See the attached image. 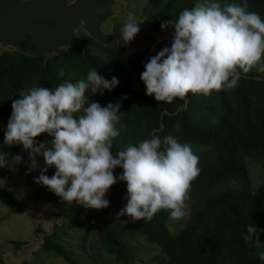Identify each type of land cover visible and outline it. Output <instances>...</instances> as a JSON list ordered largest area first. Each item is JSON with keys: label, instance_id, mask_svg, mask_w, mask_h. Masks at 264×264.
Segmentation results:
<instances>
[{"label": "trees", "instance_id": "trees-1", "mask_svg": "<svg viewBox=\"0 0 264 264\" xmlns=\"http://www.w3.org/2000/svg\"><path fill=\"white\" fill-rule=\"evenodd\" d=\"M199 2L205 0H146L143 13L148 21L149 17L154 18L151 28L155 31L168 21L172 24L166 28H173L180 13ZM215 2L221 7L246 3L247 11L264 20V0ZM85 42V50L77 45L62 50L54 59L27 57L15 51L0 55V115H4L6 123L12 115V103L21 98L22 92L28 93L35 87L54 89L65 82L86 80L89 71L96 69L107 80L112 77L119 80L111 92L93 95L86 91L89 100L102 107L109 103L120 105L117 124L120 134L113 141V154L129 145H138L153 133L161 140L172 136L179 143L191 146L199 157L200 174L192 182L186 202L188 219L183 228L176 224L172 232L169 210L158 211L150 220L132 221L126 215L125 220H110L106 209L96 211L64 202L40 184L33 198L50 203L56 210L55 217L65 228L55 225L54 232L44 237L37 251L62 258L68 264H81L60 239L66 236L67 228L79 233L82 244L96 231L100 242L97 254L109 264H134L133 242L141 238L160 251L153 263L142 264H264L259 255L264 251V184L252 189L247 166V158L257 159L264 176V77L253 70L242 73L234 88L210 96L189 93L187 107L181 108L184 102L179 99L172 104L157 102L154 96L147 95L146 86L140 91L132 90V78L119 58L123 51L120 45L107 48L89 38ZM156 54L135 55L130 59L140 78L145 65ZM60 72L64 73L63 77ZM0 138L5 140L1 131ZM53 141L54 136L47 133L37 138V143H44L46 148H52ZM55 171L54 167L48 168L45 174L51 177ZM122 174L123 169H114L118 182L105 195V199L120 209L127 204V184L119 181ZM40 175L41 171H28L27 182L34 185ZM0 176L7 174L0 171ZM0 200L13 212L23 213L24 206L1 187ZM250 224L258 229L259 246L255 243L256 235L253 240H245ZM11 243L17 252L24 246L19 241Z\"/></svg>", "mask_w": 264, "mask_h": 264}, {"label": "clouds", "instance_id": "clouds-1", "mask_svg": "<svg viewBox=\"0 0 264 264\" xmlns=\"http://www.w3.org/2000/svg\"><path fill=\"white\" fill-rule=\"evenodd\" d=\"M97 13L103 14V9ZM170 24L172 21L163 22L161 27ZM171 27V48L165 47L151 57L141 74L147 95L157 102L172 104L179 99L186 106L189 93L210 96L234 88L242 73L253 69L264 72V20L247 11L246 3L221 7L205 0L183 10ZM139 31V24L129 16L121 35L130 43ZM86 34V21L81 19L72 35L78 38ZM59 75L63 77L64 73ZM118 84L116 77L107 80L92 69L86 80L65 82L54 89H30L12 103L4 143L22 145L33 164L35 157L42 155L47 167L35 182L64 202L87 209L107 208L105 195L118 182L114 169L121 168L119 181L127 184V204L121 216L132 221L150 220L158 211L169 210L170 218L179 220L186 215L192 182L200 174L199 157L190 145L172 136L161 140L155 133L113 154V141L120 134V105L102 107L90 101L86 91L102 95ZM45 133L54 136L52 148L37 143ZM13 159L21 161L20 156ZM4 166L6 157L0 152V167ZM51 167L56 171L49 177L45 173ZM247 232L245 240H253L256 235L259 246L257 227L250 224ZM259 255L264 260V251Z\"/></svg>", "mask_w": 264, "mask_h": 264}, {"label": "rangeland", "instance_id": "rangeland-1", "mask_svg": "<svg viewBox=\"0 0 264 264\" xmlns=\"http://www.w3.org/2000/svg\"><path fill=\"white\" fill-rule=\"evenodd\" d=\"M207 1L208 3L215 2V0ZM145 5L146 0H118L114 7L124 10L125 17H122L121 20L123 23L128 21L129 16L135 19L141 30L139 31L141 38L144 39L143 37H145V42L149 43L154 39L156 33L151 28L154 18L149 17L148 21L145 13H143ZM168 47L171 48L170 44ZM253 72L264 77V72H258L256 69H253ZM25 94L27 92H22V95ZM7 125L6 118L1 114L0 131L4 136ZM0 152L6 157V166L0 167V171L7 174V177L0 176V187L8 191L24 206L23 213H16L0 200V264H68L62 258H55L47 252L37 251V246L42 244L44 237L54 232L53 227L62 225V222L55 217L56 210L50 203L37 201L33 198L32 195L40 184L35 182L34 185H30L27 182L26 174L28 171L38 172L47 167L44 159L38 155L35 157V164H33L29 152L25 151L22 145L8 146L1 138ZM16 156L21 157L19 163L13 159ZM247 166L252 181V189L255 190L264 184V176L257 159L247 158ZM188 206L189 204H187L186 215L183 218L171 220L172 224L169 225L171 232L174 231L176 224L179 225V228L184 227L188 219ZM105 209L108 212V219L125 220V217L120 215L122 209L116 207L114 203L109 202V206ZM101 210L103 209L96 211ZM63 228L65 227L63 226L61 229ZM60 239L64 241L63 245H67L68 252L78 258L79 263L109 264L107 260L97 254L100 242L96 231L89 234L85 244L80 242L79 233L73 229L66 228V236H60ZM12 241L22 242L24 246L17 252L11 243ZM133 246L135 251L134 264L153 263L160 253L156 246L148 244L142 238L134 241Z\"/></svg>", "mask_w": 264, "mask_h": 264}, {"label": "water", "instance_id": "water-1", "mask_svg": "<svg viewBox=\"0 0 264 264\" xmlns=\"http://www.w3.org/2000/svg\"><path fill=\"white\" fill-rule=\"evenodd\" d=\"M118 0H0V55L15 51L27 57L54 59L62 50L79 45L85 50V39L107 48L120 45V61L131 76L132 90L145 84L133 70L130 59L151 55L172 45L174 29L161 28L146 43L138 33L126 43L121 35L124 10L114 6ZM103 9V14L97 10ZM86 21L88 34L76 38L72 29L79 20ZM168 44V45H167ZM170 48V47H168ZM187 105L181 107L186 108ZM179 108V110L181 109Z\"/></svg>", "mask_w": 264, "mask_h": 264}]
</instances>
